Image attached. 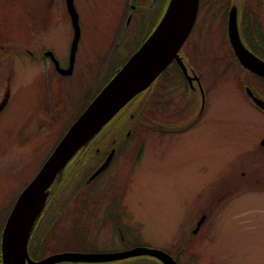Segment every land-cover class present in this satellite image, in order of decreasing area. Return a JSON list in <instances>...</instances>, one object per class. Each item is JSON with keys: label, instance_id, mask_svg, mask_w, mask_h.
I'll use <instances>...</instances> for the list:
<instances>
[{"label": "rangeland", "instance_id": "1", "mask_svg": "<svg viewBox=\"0 0 264 264\" xmlns=\"http://www.w3.org/2000/svg\"><path fill=\"white\" fill-rule=\"evenodd\" d=\"M128 2L74 0L80 36L74 74L65 77L45 57L48 51L60 66L68 63L73 35L65 0H0V241L3 224L19 192L38 172L96 89L104 86L136 51L134 48L142 44L137 43L139 38L151 29L154 18L162 15L168 0L139 2L144 6L138 8L142 9L143 17L136 19L138 12H133L125 24ZM215 20L212 16L211 21ZM122 26L131 39L127 49L117 48L114 52ZM210 38L206 35L195 40V55L202 49L207 52L219 51L220 46L222 49V41ZM172 72L176 78L175 71ZM230 72L223 77L213 70L206 77L207 85L218 80L214 87L205 89L206 119L183 134L160 135L157 132L163 128L156 123L147 126L146 118L143 125L141 113L133 124V134L124 137V145L130 148L126 152L129 164L124 165L125 157L120 152L114 158L115 166H120L117 169L111 166L87 191L94 198H98L96 193L104 196L96 216L82 217L84 223L94 219L89 222L92 231L87 235V243L82 235L70 243H79L85 248L84 253L110 246L106 242L109 233L102 239L107 224L101 227L98 237L95 232L99 219L103 218L101 209L107 207V197L127 190L133 220L138 226L142 224V230L138 231L135 222L123 215L130 239L135 243L169 253L175 247L181 252L176 258L179 264H264V152L258 149L264 137V115L256 113L247 103L234 75L240 77L242 86H248L251 93L248 96L254 98L252 79L241 72ZM175 95V103L163 110L169 117L183 102ZM141 105L131 113L132 118L137 116ZM150 108L153 111L149 120L169 122L161 118L162 113H156L154 105ZM185 112L182 110L180 117ZM132 118L128 119L129 125ZM117 123L111 122L95 143H119L113 132ZM137 149H142L139 167L134 165ZM116 199L114 207L121 211ZM208 210L206 224L210 226L211 237L201 240L197 235L192 248L186 242L183 249L179 248L191 215L195 212L203 215ZM76 216L67 217L53 229L50 235L55 237L50 244L42 240L38 259L50 257L52 252L82 253L75 244L59 250L66 242L64 232L73 237L74 231L70 229ZM46 227L44 211L29 248L41 233L46 234ZM93 238L98 241H92ZM155 262L144 260V264Z\"/></svg>", "mask_w": 264, "mask_h": 264}, {"label": "flooded vegetation", "instance_id": "2", "mask_svg": "<svg viewBox=\"0 0 264 264\" xmlns=\"http://www.w3.org/2000/svg\"><path fill=\"white\" fill-rule=\"evenodd\" d=\"M128 1V8L126 9L127 11L124 21L125 24L128 23L129 18L133 16V12H138V14L140 13L135 16L136 19L143 17L141 13L142 9L138 8H144L143 5H139L140 3L144 4V0ZM134 2L136 4H133ZM128 10L130 11L129 15ZM210 16L211 20L212 16H214L216 20L212 22L209 19ZM125 29L126 28L122 26V30L119 31L118 38H116L117 43L114 49H122L123 47H126L127 49L129 44L128 41L131 38H128L127 30ZM234 33L237 35L243 50L257 60L256 62L260 64V68H264V0H198L195 20L185 43L178 51V60H173L172 63L164 70L159 82H157L154 88L140 95L123 112L124 114L121 113L118 118H116L115 122L117 121L118 123L117 126L113 128V132L116 134V137L118 136L117 139L119 143H93L86 145L84 150L78 153L76 160L72 162V166L65 169L64 179L55 191L45 210L47 219L46 234L41 233L30 247V256L33 260L42 259H38L41 253L39 247L42 240H44L46 244H50L55 237L54 235H50L53 229H55L61 221H64L67 217L73 214L77 215L72 221L73 229H70L74 231V233H72L73 237L70 233L66 235L64 232L62 236L66 242L59 250L66 249L68 244H75L79 245L78 250H82V253L86 251L85 248L80 247L79 243L76 244L77 242H70L73 240L77 241L84 236L82 239L85 243H87V235L92 231L89 222H92L94 219L92 221H87L88 223H84L85 220L82 219V217L87 218L89 215L96 216L95 213L101 206V198L103 199L104 197L101 195L102 193H96L98 198H94L93 196H90L87 191L94 183L100 180V178L111 168V166L114 165L113 167L116 169L120 166L117 164L115 166L117 160H114L115 156H118L120 152H122L121 156L125 157L124 165L127 166L129 164L130 156H126V152L130 151V148L127 149L128 147L124 145V137H129L133 134V124L136 119L140 117L141 113H143V125L144 118H146L148 121L147 126L150 123H156L158 126L163 128V130L157 132L160 135L183 134L193 129L195 126L200 125L202 121L206 119V117L203 116L205 111L204 104L207 99L205 89L210 85L214 87V84L218 83V80L210 81V85L205 83V80L207 82L206 77L211 76L213 70H215L216 74L221 73V76L223 77L226 72L228 73L230 71L234 73L241 72L243 75L247 74L249 78L252 79L251 82L253 83L255 91V95L253 93L254 98L264 102V76L249 72L239 63L230 43V34ZM206 35L208 37L211 36L210 39L214 38L213 40L222 41V49L221 46L219 47V51L213 52H207L206 49H202L198 51L197 55H195L193 52L195 40L198 38L202 39L203 37H206ZM189 40L190 43H188ZM119 56L121 59L122 55ZM69 61L70 60H68L67 65L62 68H68L70 64ZM52 65L55 69L53 63ZM74 66L75 60L72 67V73L67 77H72L74 74ZM220 68H222V72H219ZM172 71H175L176 78H174ZM234 78L236 79V84L238 85L239 90L243 93L247 103L255 110L256 113L264 115V110L253 101L252 97L248 96V86H242L239 83V80L241 81V79L238 75L235 74ZM178 84L182 86H177ZM178 87L179 89H177ZM178 92H180V94ZM174 93H177V95L179 94L178 98L182 99L183 102L175 113H170L172 117H169L163 110H167V107L170 106V104L175 103L177 96ZM139 104H142V107L140 108L137 116L132 118L131 113L138 107ZM151 105L155 106L156 113H162V119L169 120V122H154L149 120L148 117L151 115L150 111H153L150 108ZM182 110H185L186 112L183 113L182 117H180ZM175 114L179 115L178 118L173 116ZM129 118L133 119L130 125V122H128ZM260 142L258 149L259 151L264 152V148L260 146ZM111 152L112 158L108 166L95 178L91 179L94 172L104 163ZM135 154L134 165L139 167L142 163V149H137ZM111 173L107 174V177L110 176ZM128 193L129 191L126 190L118 193L117 195L115 194L114 196L107 197L106 200L109 201V203L107 207H103V209H101L103 218L102 220L99 219L95 232H97L98 237L101 227H105V224H107V227L103 229L102 239L105 235H107V233H109V239L106 242H109L110 246L101 249V251L94 249L86 253H122L134 248L145 247V245H147L144 243H135L130 239L128 224L126 221L124 222L123 218V215H126L127 218L133 220V214L127 204ZM104 194L106 195V193ZM115 198H117V205L121 211H116L117 207H114L116 204ZM208 214L209 210L203 215H200L198 212L191 215L187 228L182 232L184 235L182 234V237L179 240V248L183 249L185 242L187 245L191 243L188 247L192 248V242L197 241V235L201 240L211 237L209 234L210 226L209 224H206ZM134 222L137 226V230L141 231L142 228L140 227L142 224L141 226H138L137 222ZM76 227L77 231H75ZM79 231H81V234H78ZM96 238H93L92 241L96 242ZM89 240L90 239H88V241ZM115 244H117V246ZM164 252L170 255L175 260L176 264H179L176 258L181 256V252L178 249L176 250L174 247L173 253H169L165 250ZM53 254L57 253L52 252L50 255ZM144 260L149 259L144 256H135L96 264H144Z\"/></svg>", "mask_w": 264, "mask_h": 264}, {"label": "water", "instance_id": "3", "mask_svg": "<svg viewBox=\"0 0 264 264\" xmlns=\"http://www.w3.org/2000/svg\"><path fill=\"white\" fill-rule=\"evenodd\" d=\"M65 3L74 30L69 68L66 70L61 69L51 52H47L46 55L55 63L56 70L60 74L69 76L72 73L80 30L78 14L73 0H65ZM197 8L198 0H169L161 20L149 37L72 123L33 179L17 196L2 230L0 264L97 263L135 256L151 257L162 264H176L166 253L157 249L143 247L113 254L63 253L52 255L40 261H33L28 255L27 246L36 222L56 186L62 180L64 168L78 152L82 151L86 145L101 133L121 109L150 87L174 59L178 60L177 53L191 31ZM230 43L239 63L244 68L254 74L264 76V68H260L261 66L256 62L257 60L243 50L235 33L230 34ZM159 57L160 59H158V62L149 73L142 80H136L138 78L141 79L144 76V71L148 68L147 65ZM248 94L251 96L249 91ZM252 99L264 110V102L256 98ZM260 146L264 147V139L260 142ZM111 157L112 152L102 166L92 175L91 179L95 178L108 165ZM36 205L37 207L34 209ZM33 209L34 212L29 217ZM27 223L28 225L25 229ZM19 236L20 239L22 236L21 241Z\"/></svg>", "mask_w": 264, "mask_h": 264}, {"label": "trees", "instance_id": "4", "mask_svg": "<svg viewBox=\"0 0 264 264\" xmlns=\"http://www.w3.org/2000/svg\"><path fill=\"white\" fill-rule=\"evenodd\" d=\"M160 17L161 16H158L157 18H154V20H156L155 22H154V24L152 25V27H151V29L150 30H148L147 31V33H146V31L144 32V33H146L145 34V36H144V39H143V36H141V38H139V40H138V42L137 43H139V44H141L149 35H150V33L152 32V30L154 29V27L156 26V24H157V22L159 21V19H160ZM142 39H143V41H142ZM139 47V46H138ZM137 46L134 48V50H136L137 48H138ZM126 59V58H125ZM124 62V61H123ZM108 81V80H107ZM105 83H107V82H105ZM102 85L98 88V89H96V91L93 93V95L90 97V99L88 100V102L84 105V107H83V109L81 110V112L78 114V115H80L81 113H82V111L88 106V104L94 99V97L98 94V92L102 89ZM110 126V125H109ZM69 128V127H68ZM67 128V129H68ZM67 129H66V131H67ZM66 131H64V133L66 132ZM64 133H62L61 134V136H63L64 135ZM14 203V202H13ZM46 212V211H45ZM31 240V239H30ZM31 247V246H30ZM28 250H29V246H28Z\"/></svg>", "mask_w": 264, "mask_h": 264}, {"label": "bare ground", "instance_id": "5", "mask_svg": "<svg viewBox=\"0 0 264 264\" xmlns=\"http://www.w3.org/2000/svg\"><path fill=\"white\" fill-rule=\"evenodd\" d=\"M158 59H160V57L157 58L156 60H153L152 63L149 62V63H151V64H148V65H150V66L147 65L148 68H146V70L144 71V76H142L141 79L138 78V79H136V80H142V79H143V78L149 73V71L155 66V64L158 62ZM36 207H37V205L34 207V209H35ZM34 209L30 212L29 217H31V215L33 214ZM28 223H29V222H28ZM28 223L26 224L25 229L27 228ZM19 239H20V236H19ZM21 240H22V236H21L20 241H21ZM21 243H22V242H21Z\"/></svg>", "mask_w": 264, "mask_h": 264}]
</instances>
